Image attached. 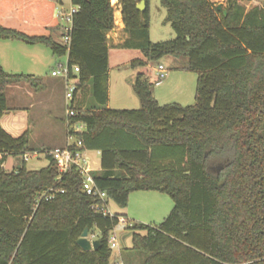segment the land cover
Wrapping results in <instances>:
<instances>
[{
	"label": "trees",
	"instance_id": "1",
	"mask_svg": "<svg viewBox=\"0 0 264 264\" xmlns=\"http://www.w3.org/2000/svg\"><path fill=\"white\" fill-rule=\"evenodd\" d=\"M69 1L76 11L68 47L54 38L61 0H0V39L43 44L78 66L76 114L68 122L83 129L67 135L100 151V168L90 174L107 199L85 194L77 169L59 174L49 155L38 170L22 160L6 171L8 155L29 151L28 133L13 137L0 125V264H110L109 235L119 215L94 206L111 200L126 207L134 191L163 192L173 201L158 224L128 225L129 252L141 255V264H264V8L225 0L223 15L211 0H159L175 37L153 43L149 0L143 12L140 0H118L126 37L116 47L142 56L130 66L183 57L197 79L193 105L159 104L153 82L138 71L132 89L140 107L116 109L106 108L110 0ZM19 81L36 83L0 65V117L6 85ZM85 228L97 231L95 250L76 243Z\"/></svg>",
	"mask_w": 264,
	"mask_h": 264
},
{
	"label": "rangeland",
	"instance_id": "2",
	"mask_svg": "<svg viewBox=\"0 0 264 264\" xmlns=\"http://www.w3.org/2000/svg\"><path fill=\"white\" fill-rule=\"evenodd\" d=\"M64 5L62 6L63 12H66L70 7L69 0H62ZM217 5V1H222L225 6V0H211ZM262 0H251L245 2L246 8L259 5L262 6ZM148 15H149V40L153 43L162 42L173 39L175 33L169 23H165L166 9L160 4L159 0L148 1ZM61 22H63L61 20ZM61 30H57L54 33L55 40H61ZM126 34L121 31L117 38L119 44ZM49 54L51 53L47 50ZM51 55V54H50ZM109 56V71H108V86H109V103L112 108L119 109H137L140 107L138 97L131 88L130 81H133L135 74L138 71H142L143 68L134 69L130 66V60L133 58H141V54L135 49H123L111 45L108 51ZM66 56H51L44 72L41 76L47 77L46 83L48 86L53 87V100H54V115L55 120L60 121V118H64L65 106L63 104V95L60 84L53 76L50 75V68H56L57 63L65 64ZM187 65L186 58L175 57L171 55L163 56L162 58L150 62L148 69V78L153 82V96L159 104H165L169 102H180L183 106L193 105L195 103V86L197 74L186 70L175 71L176 68H183ZM154 68H163L167 72V77L174 71L175 74H171L170 79L167 77L161 80V83L155 84L154 81L157 78V73ZM46 71L48 76H46ZM175 77V78H174ZM178 77V79L176 78ZM42 79V78H40ZM36 82V80H35ZM12 83V82H10ZM38 83V82H37ZM35 88L40 87L41 84L34 85ZM39 91V90H38ZM41 91V90H40ZM39 91V92H40ZM28 155L27 161H25V167L28 170H38L45 167L48 164L47 158L40 154L39 156H32V151L26 153ZM86 156L89 159L90 167L96 168L99 164V154L96 152H86ZM23 156L8 155L3 164L6 171H10L14 167L22 166ZM153 195V196H150ZM110 204L114 205L110 200ZM173 207V201L171 197L163 192L152 191H134L130 193L127 203V209L130 214H133L140 222L151 224H158L163 218L170 212ZM97 233V231H95ZM117 241L124 250L129 251L126 243L128 239V233L123 231L117 232ZM118 248H112L113 253L117 252ZM127 258V259H126ZM128 264H141L142 257L137 253L127 256Z\"/></svg>",
	"mask_w": 264,
	"mask_h": 264
},
{
	"label": "crops",
	"instance_id": "3",
	"mask_svg": "<svg viewBox=\"0 0 264 264\" xmlns=\"http://www.w3.org/2000/svg\"><path fill=\"white\" fill-rule=\"evenodd\" d=\"M110 3L114 11L113 12L114 27L106 34V38H107V44L109 46L111 45L116 46L118 44L117 38L119 36V33L121 31L122 32L124 31L123 30L124 25L122 22L121 8L120 5L118 4V0H110ZM217 4H222V6L224 5L222 1H217ZM63 5L64 3L62 1L59 4V6L62 7ZM57 7L54 10V16H56ZM47 50L51 52V50L47 46L40 43L27 44L23 41L16 39H0V65L3 68V70L10 74L32 75L36 80L35 85L40 83L41 84L40 87H42L41 89L35 88L34 85L25 81L12 82L7 84L5 87L7 109L0 117L1 127L11 136L16 137L24 132L28 133L27 146L29 151H32L33 153L32 156H39L40 154H43L46 157L47 151L55 147H64L69 142L66 131V125H65L66 101L64 98V81L61 77L53 76V78H55L58 84H60L61 86L62 95H63L62 97L64 100L63 104L65 106L64 118H60V121H56L55 120L56 116L54 115L55 105L53 100L54 97L53 87L47 85L46 83L47 77L41 76V74L44 72V69H46L45 67L50 57L55 56L52 52L50 53L51 54L50 55ZM65 56H66V61H65L66 64L67 55ZM58 64L61 63L58 62L57 65ZM108 64H109V56H108ZM148 67H149V63L142 70V72L145 73L147 78H148V69H147ZM53 70L54 68H50V72H49L50 75ZM178 70H185V69L183 68L175 69L176 72H178ZM154 71L157 73L156 79H158V69L154 68ZM171 74H175L174 71H172ZM171 74L167 77V72L165 70V77L163 79L167 77V79L169 80ZM45 75L48 76L47 71ZM176 78L178 79V77ZM161 80H159L156 84L161 83ZM133 82H134V78L133 81H130L131 88ZM38 90L41 91L39 92ZM90 99L91 98L88 99L89 103H90ZM109 101L110 100H109V90H108V102L106 104V108H112L110 106ZM86 152H96L99 154V164L96 168H92V170L99 169L100 151L86 150ZM113 204L114 205H111L110 200L108 201L107 203L108 210L113 214H118L119 219H123L124 221V222H119L114 227V232L116 233V231L117 232L123 231L126 234L128 233L127 234L128 239H126L127 242L126 244L128 246H126L125 248H130L131 231L127 227L132 222H140V220H137V218H135L133 214L129 213L128 209L126 208L127 205L126 207L121 208L117 206L114 202ZM154 224L155 223H151V225ZM88 239L90 240L98 239L97 233H94L93 235L88 234ZM116 247L118 248V250L115 253H113L112 251L110 257V264H128V260H126L127 259L126 257L132 255V253L129 251L127 252V250H124V247L120 246L119 241H116Z\"/></svg>",
	"mask_w": 264,
	"mask_h": 264
},
{
	"label": "built area",
	"instance_id": "4",
	"mask_svg": "<svg viewBox=\"0 0 264 264\" xmlns=\"http://www.w3.org/2000/svg\"><path fill=\"white\" fill-rule=\"evenodd\" d=\"M264 1V0H262ZM113 8V7H112ZM76 11L75 6L68 8L66 12H63L62 7L58 6L56 9V16L59 18L61 23V40L60 42L67 47L70 43V31L72 24V15ZM114 12V11H113ZM61 20L63 22H61ZM78 66L74 65L69 67L68 64H58L57 67L51 72L52 76L61 77L64 81V98L66 101V131L79 132L83 129V126L80 124H70L68 119L76 114V111L73 107L74 104V95L76 93V84L78 82ZM165 77V71L163 68H158V78L163 79ZM69 142L64 147H55L47 151L54 161L58 169L59 174L67 172L71 167H75L77 171L82 175V190L85 194L101 199L102 201L106 200L105 191L99 190L91 176L90 172L92 168L90 167V162L86 156V150L83 148V144L80 139L75 138L72 135H67ZM1 157V155H0ZM28 155H23V160L27 161ZM62 192V191H61ZM94 208L97 211L102 212L103 214L113 215L108 208L107 204L100 207L95 205ZM119 222H124L123 219H119ZM117 234L114 232V228L111 230L109 235V245L110 248L116 247Z\"/></svg>",
	"mask_w": 264,
	"mask_h": 264
},
{
	"label": "water",
	"instance_id": "5",
	"mask_svg": "<svg viewBox=\"0 0 264 264\" xmlns=\"http://www.w3.org/2000/svg\"><path fill=\"white\" fill-rule=\"evenodd\" d=\"M262 8H264V1L262 3ZM136 9L139 12H143L146 9V0H140L136 4ZM216 9L218 11H222L223 15H226V10L223 8L222 4H217ZM76 243L82 250H95L100 244V240L99 239H92V240L88 239V230L87 228H85L81 236L77 239Z\"/></svg>",
	"mask_w": 264,
	"mask_h": 264
}]
</instances>
